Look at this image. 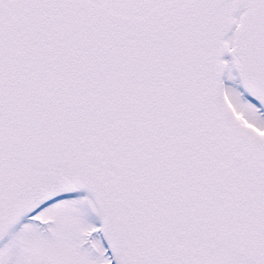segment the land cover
Returning <instances> with one entry per match:
<instances>
[{"label": "snow or ice", "instance_id": "1", "mask_svg": "<svg viewBox=\"0 0 264 264\" xmlns=\"http://www.w3.org/2000/svg\"><path fill=\"white\" fill-rule=\"evenodd\" d=\"M0 264H264V0H0Z\"/></svg>", "mask_w": 264, "mask_h": 264}]
</instances>
